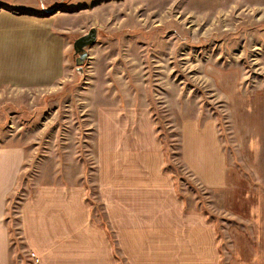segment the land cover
<instances>
[{
	"label": "crops",
	"instance_id": "1",
	"mask_svg": "<svg viewBox=\"0 0 264 264\" xmlns=\"http://www.w3.org/2000/svg\"><path fill=\"white\" fill-rule=\"evenodd\" d=\"M61 2L0 0V88H53L65 75L70 39L62 19L46 14ZM218 86L239 165L215 120L180 126L181 170L204 204L191 206L177 189L147 108L101 109L97 203L83 185L37 186L18 207L33 263L264 264V91L245 95L234 80ZM24 156L0 149V264H12L7 205Z\"/></svg>",
	"mask_w": 264,
	"mask_h": 264
},
{
	"label": "rangeland",
	"instance_id": "2",
	"mask_svg": "<svg viewBox=\"0 0 264 264\" xmlns=\"http://www.w3.org/2000/svg\"><path fill=\"white\" fill-rule=\"evenodd\" d=\"M75 1L63 0L58 12L46 13L62 19L57 24L70 39L65 75L53 88H0V149L25 153L7 205L12 264H34L20 238L18 207L35 187L83 185L87 199L97 203L99 110H149L164 166L194 206L204 201L181 170L180 126L215 120L222 147L238 164L218 83L234 80L245 95L264 91V0ZM92 27L98 38L83 84L45 112L36 111L44 95L73 81V40ZM211 197L219 201V194ZM215 219L223 226L224 217Z\"/></svg>",
	"mask_w": 264,
	"mask_h": 264
},
{
	"label": "water",
	"instance_id": "3",
	"mask_svg": "<svg viewBox=\"0 0 264 264\" xmlns=\"http://www.w3.org/2000/svg\"><path fill=\"white\" fill-rule=\"evenodd\" d=\"M62 4L46 12L55 14L59 11ZM98 38L97 29L92 27L74 38L72 43V57L75 62L74 79L71 83L65 84L57 93L44 95L41 98L40 106L36 109L39 112H45L48 105L52 102L63 101L78 89L85 80V67L89 59V50L95 46Z\"/></svg>",
	"mask_w": 264,
	"mask_h": 264
}]
</instances>
